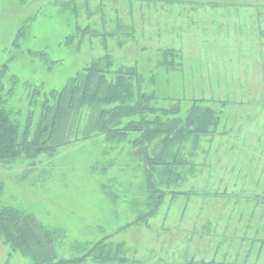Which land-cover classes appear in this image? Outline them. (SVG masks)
<instances>
[{
    "label": "rangeland",
    "instance_id": "1",
    "mask_svg": "<svg viewBox=\"0 0 264 264\" xmlns=\"http://www.w3.org/2000/svg\"><path fill=\"white\" fill-rule=\"evenodd\" d=\"M106 56L149 80L155 106L211 105L216 132L182 143L178 179L157 198L143 157L94 132L86 106L54 151L0 163V207L55 234L53 264H264V0H0V66L8 87L17 78L22 129L45 93ZM0 264L33 261L0 234Z\"/></svg>",
    "mask_w": 264,
    "mask_h": 264
},
{
    "label": "trees",
    "instance_id": "2",
    "mask_svg": "<svg viewBox=\"0 0 264 264\" xmlns=\"http://www.w3.org/2000/svg\"><path fill=\"white\" fill-rule=\"evenodd\" d=\"M21 33L20 30L14 43H18ZM176 58L174 52L166 51L159 65L171 69ZM113 65L111 57H101L71 78L62 89L45 93L36 125L31 127L28 116L24 129L18 116L20 112L9 104L17 78L12 76L8 87L5 82L8 64L1 65L0 163L9 164L20 157L33 158L54 151L55 146L66 142H63L64 135L73 116L88 106L95 109L93 131L105 134L113 143L128 141L135 153L143 157L150 194L157 198L164 196L166 191L160 190L159 185H172L179 176L176 169L184 165L182 143L215 133L220 115L199 99H193L184 113L181 99L172 108L155 106L152 102L159 95L155 89L149 91L148 79L143 84L144 75L135 67L120 65L114 69ZM129 76L137 83V92ZM160 174L169 179L164 180ZM2 187L0 179V191ZM0 234L13 251L28 256L33 264H53L56 258L55 234L18 208L0 207Z\"/></svg>",
    "mask_w": 264,
    "mask_h": 264
}]
</instances>
